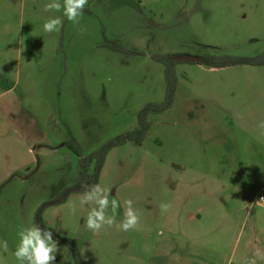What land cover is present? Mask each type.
Segmentation results:
<instances>
[{"label":"rangeland","instance_id":"374dc122","mask_svg":"<svg viewBox=\"0 0 264 264\" xmlns=\"http://www.w3.org/2000/svg\"><path fill=\"white\" fill-rule=\"evenodd\" d=\"M64 3L0 0V264H18L40 212L86 264H228L226 252L264 264V64L175 63L171 108L149 115L141 145L107 156L97 187L111 224L89 230L90 192L65 194L80 171L71 144L90 156L165 102L156 57L263 56L264 0H88L78 22ZM129 202L138 223L124 231ZM57 247L54 264H74Z\"/></svg>","mask_w":264,"mask_h":264},{"label":"trees","instance_id":"16d2710c","mask_svg":"<svg viewBox=\"0 0 264 264\" xmlns=\"http://www.w3.org/2000/svg\"><path fill=\"white\" fill-rule=\"evenodd\" d=\"M117 50L122 51L124 49L117 48ZM175 57L176 56L173 55L156 57V60L164 63L167 66V70H166V77L168 80L167 97L164 103L150 104L143 110L139 119L140 126L137 130L133 131L130 134L117 137L116 139L107 143L102 149L91 154L90 156H85L80 146L75 142L71 144V147L74 149L75 153L80 157V162H79L80 171H79L78 181L75 183V185L66 188L65 190L66 197L69 196L70 194L88 193L91 192L94 188H96L97 185L99 184L100 176L105 166L106 159L109 153L114 148L125 145L129 141L141 145L150 129V125L148 123L149 115L151 113L159 114L171 108L175 94L174 84L176 80V76H175L176 74L174 70V65L177 62L174 59ZM201 58L204 60V62H202L201 64H205L212 68H224V67L236 66V65L264 64V55L259 56L258 58H234L229 56H223V57L203 56ZM38 224L42 231L43 230L51 231L45 225L41 216V212L39 213L38 216ZM52 237L57 241L65 243L69 247L71 255L73 257L74 264H86L74 240L59 237L53 232H52Z\"/></svg>","mask_w":264,"mask_h":264},{"label":"clouds","instance_id":"9594fccd","mask_svg":"<svg viewBox=\"0 0 264 264\" xmlns=\"http://www.w3.org/2000/svg\"><path fill=\"white\" fill-rule=\"evenodd\" d=\"M88 0H65L63 5V15L71 22H78V18L82 16L84 5ZM46 10H61L60 3H50L45 6ZM61 24L59 18L49 19L43 24L45 32H53L58 29ZM95 200L99 206L98 209H93L87 216V228L93 232L99 231L103 224L107 222L111 224L109 219L106 221L105 209L109 206V200L100 188H94L84 200L82 204ZM111 206L115 210L118 206L116 200L111 201ZM168 205L163 206V210H167ZM138 223V217L131 209V202H129V210L127 212L126 220L121 225L122 230L128 231L134 229ZM6 247V245H5ZM58 251L57 241L53 240L52 232L49 230H41L39 227L25 229L20 233V243L15 249V257L18 264H54L56 254ZM255 264V262H251Z\"/></svg>","mask_w":264,"mask_h":264},{"label":"water","instance_id":"95a60500","mask_svg":"<svg viewBox=\"0 0 264 264\" xmlns=\"http://www.w3.org/2000/svg\"><path fill=\"white\" fill-rule=\"evenodd\" d=\"M176 61H186V62H192V63H202L204 60L200 57H193V56H181L176 57Z\"/></svg>","mask_w":264,"mask_h":264},{"label":"crops","instance_id":"0c3cea01","mask_svg":"<svg viewBox=\"0 0 264 264\" xmlns=\"http://www.w3.org/2000/svg\"><path fill=\"white\" fill-rule=\"evenodd\" d=\"M250 242H251V241H250ZM261 248H264V247H261ZM219 256H220V258H221V259H223V258H224V259H225V261H227V262H228V264H229V263H230V264L232 263V261H231V260H232V258H230V257H229V255L227 254V252H226V254L219 255Z\"/></svg>","mask_w":264,"mask_h":264},{"label":"built area","instance_id":"2783aa9c","mask_svg":"<svg viewBox=\"0 0 264 264\" xmlns=\"http://www.w3.org/2000/svg\"><path fill=\"white\" fill-rule=\"evenodd\" d=\"M258 202L260 203V205H262L264 207V194L263 193H261L258 196Z\"/></svg>","mask_w":264,"mask_h":264},{"label":"flooded vegetation","instance_id":"af4514ba","mask_svg":"<svg viewBox=\"0 0 264 264\" xmlns=\"http://www.w3.org/2000/svg\"><path fill=\"white\" fill-rule=\"evenodd\" d=\"M175 59V58H174ZM199 64H201V63H199Z\"/></svg>","mask_w":264,"mask_h":264}]
</instances>
